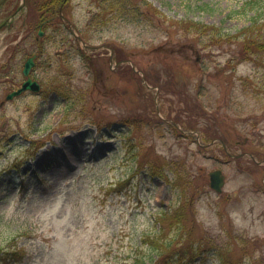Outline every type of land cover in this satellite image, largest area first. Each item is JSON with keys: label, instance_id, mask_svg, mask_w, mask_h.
Wrapping results in <instances>:
<instances>
[{"label": "rangeland", "instance_id": "rangeland-1", "mask_svg": "<svg viewBox=\"0 0 264 264\" xmlns=\"http://www.w3.org/2000/svg\"><path fill=\"white\" fill-rule=\"evenodd\" d=\"M11 1L0 8V172L12 170L0 249L24 248L15 264H150L143 238L183 189L198 248L181 264H264V51L248 59L239 36L248 0H146L153 11L134 21L121 0H69L37 43L26 8L4 25ZM66 23L101 49L82 53ZM35 44L41 91L7 100Z\"/></svg>", "mask_w": 264, "mask_h": 264}, {"label": "trees", "instance_id": "trees-1", "mask_svg": "<svg viewBox=\"0 0 264 264\" xmlns=\"http://www.w3.org/2000/svg\"><path fill=\"white\" fill-rule=\"evenodd\" d=\"M30 1L31 0H27L26 2L27 10L35 14L36 20L43 17H52L57 13V8L60 4V0ZM133 2L139 3L140 5V7L139 5L134 6V16L128 15L130 12L128 7L131 6ZM110 4L113 5V3ZM118 4L120 3H115L116 6ZM144 9L153 11V6L146 0H121V20L134 21V18L136 19L139 15L140 17L143 15L142 13ZM240 9L247 17L246 19L248 24L239 29L238 32L240 38L242 39L244 50L248 53L247 58L251 59L252 54H258L264 51V0H248L240 6ZM249 12L251 14H249ZM155 13L156 15H161L158 10H155ZM31 26H33V24ZM76 50L78 52V49ZM211 139L207 138L204 142H209ZM146 164L152 170L156 168L152 163ZM15 169L16 172L19 171L18 168ZM11 173L12 170L0 172V191L3 185V178ZM175 173L174 177L182 181L184 176L179 168L175 170ZM158 176H161L160 173H158ZM178 176L180 177L178 178ZM178 187H181V189L183 188L180 184ZM182 191L183 195L180 205L169 212L160 211L157 218L160 226L154 230L153 236H145L143 238V241L150 246L151 250L154 251L155 254L154 257H150V264H181L185 260L191 259L189 256L192 255V253H194L198 248V243L189 242L191 235H189L190 232L187 229V224L189 222L187 215L188 210L192 205V198L186 197L183 189ZM170 227L176 228L177 233L174 237H171V239H166V228ZM192 237L195 238V236ZM178 240L181 245L184 244L186 247H181V245L176 247L175 245ZM25 256L26 252L24 251V248L17 247L16 245H12V243H10L6 248L0 249V264L20 263L24 260ZM138 263L144 264V260H139ZM221 264H229L227 258L221 259Z\"/></svg>", "mask_w": 264, "mask_h": 264}, {"label": "water", "instance_id": "water-1", "mask_svg": "<svg viewBox=\"0 0 264 264\" xmlns=\"http://www.w3.org/2000/svg\"><path fill=\"white\" fill-rule=\"evenodd\" d=\"M39 34L41 35V32ZM83 46L87 47L84 44ZM32 65H33V58H29L24 64V68H23L24 76L28 75L29 70L32 67ZM26 90L36 92L39 90V85L36 82L28 78L21 84L20 88H18L16 91H13L9 95H7V99H11L12 97L17 96ZM209 178H210V187L214 189L216 192H221V187L223 185V176L221 175V172L218 170L211 172L209 174Z\"/></svg>", "mask_w": 264, "mask_h": 264}, {"label": "flooded vegetation", "instance_id": "flooded-vegetation-1", "mask_svg": "<svg viewBox=\"0 0 264 264\" xmlns=\"http://www.w3.org/2000/svg\"><path fill=\"white\" fill-rule=\"evenodd\" d=\"M87 28V27H86Z\"/></svg>", "mask_w": 264, "mask_h": 264}]
</instances>
